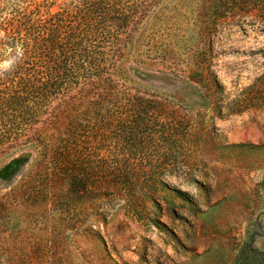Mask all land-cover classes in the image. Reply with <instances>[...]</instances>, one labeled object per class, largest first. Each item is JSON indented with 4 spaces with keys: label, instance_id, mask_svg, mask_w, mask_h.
<instances>
[{
    "label": "rangeland",
    "instance_id": "374dc122",
    "mask_svg": "<svg viewBox=\"0 0 264 264\" xmlns=\"http://www.w3.org/2000/svg\"><path fill=\"white\" fill-rule=\"evenodd\" d=\"M142 7L112 61L115 101L82 123L106 151L69 155L86 181L68 193L45 125L6 126L0 264H264V0ZM136 97L160 105L142 120Z\"/></svg>",
    "mask_w": 264,
    "mask_h": 264
},
{
    "label": "trees",
    "instance_id": "16d2710c",
    "mask_svg": "<svg viewBox=\"0 0 264 264\" xmlns=\"http://www.w3.org/2000/svg\"><path fill=\"white\" fill-rule=\"evenodd\" d=\"M146 1L0 0V62L13 55L9 68L0 70V143L8 138L7 125L16 131L45 125L49 133L36 141L54 151L57 167L58 152H65L59 170L68 193L90 177L70 153L106 151L103 131L91 145L82 123L103 122L104 116L95 119L105 112L97 106L115 101L111 92L120 83L112 73V61L121 53L124 36L143 16ZM133 100L146 104L137 114L142 120L153 113L151 103L160 105L142 97Z\"/></svg>",
    "mask_w": 264,
    "mask_h": 264
}]
</instances>
